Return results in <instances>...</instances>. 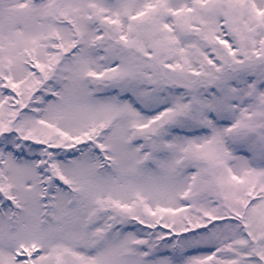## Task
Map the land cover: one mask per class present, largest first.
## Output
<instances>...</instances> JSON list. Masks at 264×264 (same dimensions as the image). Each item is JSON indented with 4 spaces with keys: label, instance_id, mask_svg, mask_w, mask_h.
I'll list each match as a JSON object with an SVG mask.
<instances>
[{
    "label": "snow or ice",
    "instance_id": "1",
    "mask_svg": "<svg viewBox=\"0 0 264 264\" xmlns=\"http://www.w3.org/2000/svg\"><path fill=\"white\" fill-rule=\"evenodd\" d=\"M0 264H264V0H0Z\"/></svg>",
    "mask_w": 264,
    "mask_h": 264
}]
</instances>
